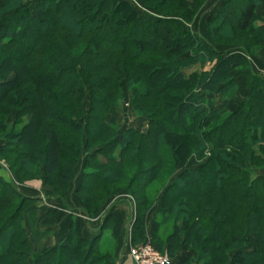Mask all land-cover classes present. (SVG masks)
<instances>
[{"label": "trees", "instance_id": "16d2710c", "mask_svg": "<svg viewBox=\"0 0 264 264\" xmlns=\"http://www.w3.org/2000/svg\"><path fill=\"white\" fill-rule=\"evenodd\" d=\"M182 1L150 0L155 16L128 0H0V158L11 162L19 180L30 171L56 180L52 197L67 205L70 180L84 156L76 190L81 211L88 219L96 216L127 187L137 202L133 237L143 233L152 204L144 189L158 179L167 184L152 221L153 240L158 243L171 226L164 240L170 256L195 254L182 264H264V77L252 73L244 56L249 44L232 42L233 50L217 52L183 29L180 20L194 11ZM259 2L221 0L206 21L211 41L262 40ZM81 12L87 13L84 21L75 17ZM217 54L211 71L186 72ZM232 72L244 78L247 96L224 114L207 95L232 86ZM122 80L140 123L119 132L104 118ZM86 93L90 108L82 120ZM14 109L11 128L6 119ZM20 115L27 122L17 129ZM31 143L40 144L37 162ZM134 182L143 191H130ZM35 201L0 173V264H115L105 251L115 241L112 215L103 217V234L94 239H79L70 229L57 246L33 252L21 220Z\"/></svg>", "mask_w": 264, "mask_h": 264}, {"label": "rangeland", "instance_id": "374dc122", "mask_svg": "<svg viewBox=\"0 0 264 264\" xmlns=\"http://www.w3.org/2000/svg\"><path fill=\"white\" fill-rule=\"evenodd\" d=\"M23 1H24V4H27V3H30L34 0H23ZM128 1L139 12L149 13V14H152L155 16L159 15L157 12H155L154 10H152L148 6V4H149L148 2L150 0H147V1L146 0H128ZM159 1L160 0H157V3H159ZM215 1L216 0H201V3H199V5H198L197 2L195 3L191 0H183L182 5L184 6V8L188 11H190V10L194 11L191 16H187L185 18H182V20L179 19L182 23L183 29L189 31L190 33H193V32L197 33L195 35H197L198 37H200L198 34H201L202 37L206 40V42L209 44V46H212L213 49L217 52H220V51L229 52V51L233 50L235 47L233 45V43L234 44L238 43L237 45H243V44L248 45L249 44L251 53L246 54V55L244 54V56L248 59L247 62L249 63V66L252 70V73L255 75H259V76L264 77V31H263V39L262 40L258 39V41L256 43H251V41L248 39L247 36L237 38L236 42L230 41V39H228L229 37H224V39H226L224 41L226 43V45L225 44L224 45L223 44H215L211 41L209 33H208L207 25H206V21L208 18L206 16V12H207V7L210 5L209 3H213ZM171 2H172V0H171ZM260 2H261V0H260ZM157 3H156V5H157ZM171 4H173V3H171ZM170 13H171L170 15H174L172 12H170ZM235 15L233 14L234 17H235ZM86 16H87L86 12H81L79 15H77L75 17H77L78 20L84 21ZM165 17H168V16L165 15ZM169 18H172V17H169ZM173 19L177 20V18H173ZM263 20L264 19H260L259 22L264 23ZM229 27H230V25H229ZM199 32H201V33H199ZM220 57H221V55L217 54L213 61L205 63L202 67H200L197 64L192 65V67L187 69L186 72L190 73V72L195 71L196 69L203 71V72H209V71H211L216 60L219 59ZM230 76L232 78L235 77V81H234V84L232 86L226 87L222 92H219V93L212 92V93H209L207 95V96L214 99V106L217 107L218 109H221L222 113H224V114L234 111L238 102L240 103L247 96V89L245 88V85H244V78L236 75V72H232L230 74ZM165 77H166V75H164V77L161 76L159 78H162V80H163ZM119 87L121 90L119 93L118 100H117L116 104L113 106V109H112L113 111L111 113L105 115L104 122L106 125L111 124L112 127L117 128V130L120 132L123 130V128H127V127L129 128V126L130 127L131 126L137 127V125L140 123V120H138L136 117H134L132 115V108H131V104H130L131 103V95H130L128 82L126 80H122L119 84ZM1 92L2 91L0 90V93ZM89 108H90V97H89L88 93H86L83 96L82 101H81V109H82L83 114H84V116L82 117V120L86 118V114H87ZM15 117H16V112L14 109L11 112V114L7 117L6 125L12 128V125L16 119ZM56 119L60 123L63 122L62 118L60 116H58ZM19 120H20L21 124L18 125V127H16L17 129H20L22 127V125H23L22 123L27 122L26 121V115H20ZM39 143L29 144L31 150L33 152H35L34 156H37L35 158L33 156V158L31 159L32 162H37L38 160H40V156L37 153V151H39V148H40ZM82 143H83V145L85 144L84 138L82 140ZM3 144H4V140L0 139V145H3ZM98 144L99 143H97L95 145H98ZM96 148H98V147H96ZM83 151H84V149H82L81 152L83 153ZM206 156H208V154ZM82 161L83 162L85 161L84 156L79 158L78 163L75 166L74 174H73L74 178L72 180H70V184H69V188H68V192H67V194H68L67 197L72 196V192H73V197L76 200V202L79 203L80 206H81L80 195L76 191L77 187L75 186V179L77 177L79 164ZM23 162L25 163L26 160H24ZM146 165H148V164H146ZM10 167H11L10 161H7L4 158H0V173L3 174L5 177L9 178L11 183L13 184V186L23 195H30L31 194V195H36L38 197H41V196H47V195L53 196L54 194H56V190H55L56 186H57L56 180H48V182H46L45 180H43L42 175L39 177L37 176V178H34L35 176H33L32 171H30V173H28L26 175H23V179L19 180L17 175L10 169ZM12 167L14 168V170L18 171L20 169V164H13ZM176 170H177V172L180 171L178 167L176 168ZM81 173H82V171H81ZM135 177H137V173L135 174ZM171 178H169L168 181ZM80 180H81V177H80ZM54 182H56V183H54ZM166 184L167 183H164V182L161 183V181H159L157 179V180H153L152 182H150L148 184V186L144 189V192L147 193L150 197H152V204H151V207L149 208V210L147 211L146 216H145V225H144L143 233L141 235L139 233H137L139 235H135L133 237V223H134V220H133L130 223L131 227L129 230V232H130L129 239L127 237V240H125V242H126L127 247L128 246L131 247V246H135V245H142V244H150L160 254H162V255L166 256L167 258H170L171 260H173L175 264H182L183 261L186 260V258L187 259L188 258H194L195 254L193 252H190V251H179V252L175 253V255L170 256L167 253L166 243L164 242V240L168 235H170L172 233L171 226L167 227V230L165 232L161 231L160 234L164 238L159 239L158 243L155 240H153V232H152V229H153L152 224L153 223H152V221L154 219V216H157L156 212L158 211V208L160 207V204L162 201V192H163V189H164ZM122 189L123 190H121L120 193L111 197L110 199H108L105 202L103 208L101 209V211L96 216H93L92 218H90L88 220L92 221L94 223H97L100 220L102 221L103 217L105 216L104 212L107 209L106 208L107 204L109 205L111 202H114V201H123V202L125 201V202L129 203L130 206L134 208L135 217H136V211H137L136 199L131 197V195L128 193L127 187L122 188ZM141 190L143 191V188H141L138 185V183H136V182H134L133 185L130 187V191H132V192L137 193V192H140ZM35 204H37L36 201L31 203L29 206H27L22 212L21 223H22V226L24 229L26 228L28 230L27 220H26L27 212ZM38 206L40 208H43V205L38 204ZM177 224H179V223H177ZM114 225H115V222L113 224L112 223L109 224L108 225V227L110 226L109 230H112ZM117 226H118L117 228L119 230H121L119 225H117ZM181 226L183 227L184 225L181 224ZM105 234H108V230H106ZM132 239H135V241L133 242ZM120 243L115 240L113 243L108 245L107 249H105V251L110 252L112 254V258L115 260V264H117L116 257L119 255L120 247H122V250L125 249V245L121 246ZM132 243H134V244H132ZM254 246H255V241L252 238L250 245H249V250L250 249L252 250L254 248ZM32 251L35 252L34 249H32Z\"/></svg>", "mask_w": 264, "mask_h": 264}, {"label": "crops", "instance_id": "0c3cea01", "mask_svg": "<svg viewBox=\"0 0 264 264\" xmlns=\"http://www.w3.org/2000/svg\"><path fill=\"white\" fill-rule=\"evenodd\" d=\"M220 2L221 0H216L213 3H209L210 5L207 7L206 12L207 17L212 16L217 12ZM263 5L264 1L261 0V2L256 7V14L260 19H264ZM166 32L167 29L164 27L160 29V34L162 36H165ZM193 34L197 33L193 32ZM198 35L200 36L199 38L203 44L205 46H209L202 35ZM246 60L248 61L247 58ZM127 128H123L122 131ZM82 165L83 161L79 164L77 177L75 179L76 187L80 182ZM26 196L36 199L37 202V204H35L27 212L26 220L28 230L25 228L28 240L35 252H43L47 249L57 246L66 238L70 229H74V233L77 238L87 240L96 238L102 232L100 226L101 220L97 223L89 221L86 215L81 211V206L79 203L74 199L73 192L72 196L67 197V205H63L60 201H57L50 195L38 197L36 195L30 194ZM38 204L43 205V208H40ZM106 208L107 209L104 212L105 215H112L115 218V225L110 231L111 234L114 236L117 242H121V246L125 245L124 250H122V247H120L119 255L116 257L117 264H134L132 259L128 256L129 246L127 247L125 240H127V237L129 239V230L131 227L130 223L135 218V210L130 206L129 203L125 201L111 202L109 205L107 204ZM117 225H119L121 230L117 228Z\"/></svg>", "mask_w": 264, "mask_h": 264}, {"label": "built area", "instance_id": "2783aa9c", "mask_svg": "<svg viewBox=\"0 0 264 264\" xmlns=\"http://www.w3.org/2000/svg\"><path fill=\"white\" fill-rule=\"evenodd\" d=\"M128 255L134 264H175L173 260L160 254L150 244L131 246Z\"/></svg>", "mask_w": 264, "mask_h": 264}]
</instances>
